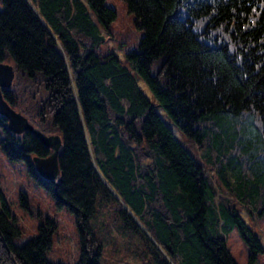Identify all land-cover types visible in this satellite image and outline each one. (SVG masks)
I'll return each mask as SVG.
<instances>
[{"label":"trees","instance_id":"16d2710c","mask_svg":"<svg viewBox=\"0 0 264 264\" xmlns=\"http://www.w3.org/2000/svg\"><path fill=\"white\" fill-rule=\"evenodd\" d=\"M122 1L141 34L121 60L98 52L117 17L107 0H0V63L42 77L39 122L16 110L20 77L2 93L35 129L60 136L59 185L30 165L31 157H49L48 148L31 133L11 135L0 115L1 150L10 163H28L55 205L75 216L78 264H100L101 244L91 249L96 206L112 212L114 222L120 217L130 234L140 231L145 254L159 264H237L227 247L233 230L247 246L246 264H259L263 245L235 206L264 218V0ZM215 115L221 123L224 115L244 122L252 116L262 142L241 168L238 154L222 156L221 181L206 161L215 145L231 147V133L211 125ZM188 143L197 144L195 157ZM37 217L36 237L17 247L23 230L0 206V264H13L2 240L17 264H49L56 222Z\"/></svg>","mask_w":264,"mask_h":264},{"label":"rangeland","instance_id":"374dc122","mask_svg":"<svg viewBox=\"0 0 264 264\" xmlns=\"http://www.w3.org/2000/svg\"><path fill=\"white\" fill-rule=\"evenodd\" d=\"M107 3L115 10L117 17L111 26L110 33H103L104 43L99 47L98 52L101 54L112 52L117 58L122 60L124 59L125 52L137 45L141 33L134 29V16L128 13L126 5L122 0H107ZM1 9L2 6L0 4ZM7 63L11 64V62ZM158 67L159 62L155 61L152 66L153 73L156 72ZM13 72V80H15V77L17 79L20 77L19 80L22 81V83L16 84V92L21 98L20 102L16 103V110L22 111L26 115L34 114L33 123L36 124L39 121L35 116V110L42 108L43 105L40 103L44 93V85L41 82L42 77L36 75L35 77L27 78L23 74L18 73L17 70L13 69ZM133 73L137 77V73L135 71ZM29 80H32V82H28ZM137 82L145 96L155 105V99L145 84L139 78ZM31 101H35V103ZM19 114L23 116L21 113ZM225 118L226 120H224ZM222 119L223 123L215 115L210 123L211 125L216 124L215 129L218 132L223 130L224 127L230 130L228 131L231 133L229 143L233 149L229 145L226 151L223 145H215L213 147V150L215 149L214 153L210 154L211 160L206 161L207 165H209L207 168L210 175H213L219 181H221V171L227 162L222 159V156L233 153L238 154L237 164L241 168L245 164L251 163V153L258 151V148L262 144L258 135L257 123L252 116H249L246 122L240 116L224 115ZM166 122L176 133V137L179 138V134L171 121L166 119ZM242 127L245 128L244 131ZM3 137L4 132L1 129L0 141ZM186 146L195 157L197 144L188 143ZM204 152L205 150H203ZM144 167H142V170ZM0 186L1 192L7 189L9 194H11L9 205L12 211L10 213L15 214L14 217L18 218L16 222H18L23 230L22 236L14 239L13 244L21 247L29 239L36 237L37 226L40 221L39 217H37V212H40L42 215L53 218L56 222V229L52 234V247L45 254L47 262L49 264H78L82 249L81 236L76 226L75 216L67 208L57 207L52 195L45 192L28 176L26 164L23 162L10 163L1 147ZM20 189H23L27 194L31 206L30 212L21 205V201L16 197ZM235 208L241 213L249 228L257 234L264 248V218L248 215L242 207L235 206ZM106 211L104 207L96 206L91 226L95 239V243L91 249L93 250L98 244H101L100 256L98 257L100 264H159L156 258L145 254L144 242L147 239L144 238V235L138 230L135 234H130L129 231L123 229L125 223L120 217L117 222H114L112 212L107 214ZM3 246L8 248L5 241H3ZM149 247L153 249V246L149 245ZM227 247L237 264H246L248 249L236 231L230 232L227 235ZM258 263L264 264V254L259 256Z\"/></svg>","mask_w":264,"mask_h":264},{"label":"water","instance_id":"95a60500","mask_svg":"<svg viewBox=\"0 0 264 264\" xmlns=\"http://www.w3.org/2000/svg\"><path fill=\"white\" fill-rule=\"evenodd\" d=\"M13 68L8 65L0 64V113L8 121V131L12 134H22L29 132L38 139L41 144L51 151L48 158H35L33 163L37 173L53 185H57L56 179L59 176L58 172V155L60 149L59 136H45L40 131L35 130L27 123V120L20 114L13 111L3 99L1 89H7L11 86L13 80ZM147 175V172L145 173ZM5 248H7L5 246ZM11 256V253L8 251ZM12 261L13 258H12Z\"/></svg>","mask_w":264,"mask_h":264},{"label":"bare ground","instance_id":"6f19581e","mask_svg":"<svg viewBox=\"0 0 264 264\" xmlns=\"http://www.w3.org/2000/svg\"><path fill=\"white\" fill-rule=\"evenodd\" d=\"M96 203H98V201H97ZM116 215H118V214L116 213ZM88 236H89V235H88ZM90 237H92V236H90Z\"/></svg>","mask_w":264,"mask_h":264}]
</instances>
